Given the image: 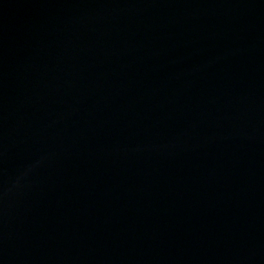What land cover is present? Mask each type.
Returning <instances> with one entry per match:
<instances>
[{
    "label": "water",
    "instance_id": "water-1",
    "mask_svg": "<svg viewBox=\"0 0 264 264\" xmlns=\"http://www.w3.org/2000/svg\"><path fill=\"white\" fill-rule=\"evenodd\" d=\"M0 264H264V0H0Z\"/></svg>",
    "mask_w": 264,
    "mask_h": 264
}]
</instances>
